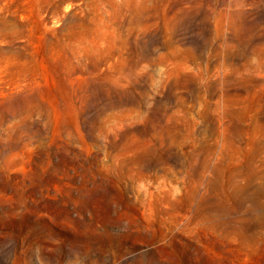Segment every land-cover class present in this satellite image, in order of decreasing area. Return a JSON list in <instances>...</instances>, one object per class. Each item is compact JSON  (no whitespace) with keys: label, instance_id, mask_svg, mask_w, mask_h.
I'll use <instances>...</instances> for the list:
<instances>
[{"label":"rangeland","instance_id":"rangeland-1","mask_svg":"<svg viewBox=\"0 0 264 264\" xmlns=\"http://www.w3.org/2000/svg\"><path fill=\"white\" fill-rule=\"evenodd\" d=\"M0 264H264V0H0Z\"/></svg>","mask_w":264,"mask_h":264}]
</instances>
